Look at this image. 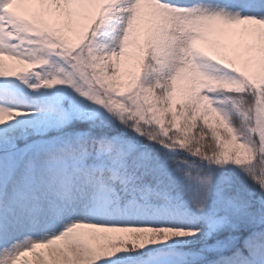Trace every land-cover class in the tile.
<instances>
[{
	"label": "snow or ice",
	"instance_id": "obj_1",
	"mask_svg": "<svg viewBox=\"0 0 264 264\" xmlns=\"http://www.w3.org/2000/svg\"><path fill=\"white\" fill-rule=\"evenodd\" d=\"M0 264H264V0H0Z\"/></svg>",
	"mask_w": 264,
	"mask_h": 264
}]
</instances>
